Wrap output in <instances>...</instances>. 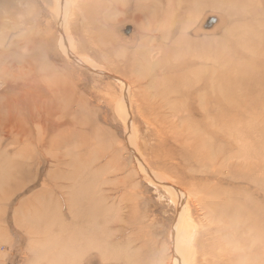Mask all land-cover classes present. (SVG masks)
I'll list each match as a JSON object with an SVG mask.
<instances>
[{
	"label": "rangeland",
	"instance_id": "374dc122",
	"mask_svg": "<svg viewBox=\"0 0 264 264\" xmlns=\"http://www.w3.org/2000/svg\"><path fill=\"white\" fill-rule=\"evenodd\" d=\"M66 2L62 29L53 0L0 7L74 91H36L0 30V264H178L180 226L191 264H264V0Z\"/></svg>",
	"mask_w": 264,
	"mask_h": 264
},
{
	"label": "bare ground",
	"instance_id": "6f19581e",
	"mask_svg": "<svg viewBox=\"0 0 264 264\" xmlns=\"http://www.w3.org/2000/svg\"><path fill=\"white\" fill-rule=\"evenodd\" d=\"M11 1L12 0H10L9 2L8 1H0V7H1V9L2 10H4L5 11V9H6V7L7 8H10V7H12V4H11ZM67 1V0H66ZM78 1V0H77ZM88 1V0H87ZM171 1V0H170ZM71 3V2H70ZM177 4H178V2H176ZM67 2L65 3V0H53V6L51 7V8H53V13H54V15H57V17H58V19H59V22L61 23V25H60V29H62L61 28V26H64V21H66L65 19H67L66 18V16H67V14H68V11H70V9H69V7L67 6ZM77 4V3H76ZM79 5V4H78ZM94 6V5H93ZM103 6H104V4H103ZM71 7H72V5H71ZM95 7H96V5H95ZM76 8H77V6H76ZM79 8V7H78ZM106 7H104V9H105ZM82 9V8H81ZM81 9H80V12H81ZM95 9V8H94ZM88 10V9H87ZM93 10V9H92ZM91 10V11H92ZM8 12V9H7V11H6V14L8 15L9 13H7ZM79 12V13H80ZM86 12V11H85ZM96 12V11H95ZM30 13V12H29ZM69 13H71V11L69 12ZM3 14V13H2ZM78 14V13H77ZM85 14V13H84ZM95 14V13H94ZM97 14V13H96ZM4 15H5V13H4ZM6 15V16H7ZM24 15V14H23ZM70 15V14H69ZM0 16H1V12H0ZM10 16V15H9ZM9 16H7V18H9ZM78 16V15H77ZM76 16V17H77ZM31 17V16H30ZM71 17V16H70ZM84 17H85V15H84ZM2 18H3V15H2ZM86 18H88L87 16H86ZM94 18H97V17H95V15H94ZM1 19V18H0ZM80 19V18H79ZM163 19V18H162ZM35 20V19H34ZM33 20V21H34ZM92 20V19H91ZM4 21V20H3ZM70 21V20H69ZM87 21V20H86ZM165 21V20H164ZM16 23L14 24V30H16L17 31V33H9L8 32V29L6 28V26H8V24H5V25H2L1 26V28H0V30H1V33H2V39H3V41H7V42H9V44L11 43V44H13L14 43V45H10L11 47H14L15 46V43L17 44V46L16 47H20V48H22V49H25L26 50V53H18V52H15V55L19 58V59H23L27 64H26V67H27V70H28V72H29V74L31 75L30 76V78L28 79L29 80V82L31 83V85L33 84V86H35V88H36V91H40V89H43V87H42V85H41V83L42 82H40V81H42V80H44L45 78H48L47 79V81H48V84L51 86L49 89H50V91H51V93H74V91L73 90H68V91H65V89H64V87L61 85V84H57V81H58V79H59V77H60V75H59V71H56L52 66H50V65H48L47 64V62L45 61V62H42V63H38L37 62V60L38 59H40V56H41V52H45L46 50H50V46H51V41L50 40H46V39H43L42 38V36H41V34L40 33H38V34H36V36L35 35H33V36H31V28H30V26H31V24L33 23L32 21H31V18L29 19V18H27V16L26 17H24L21 21H20V23L18 24V22L19 21H15ZM67 22V21H66ZM74 22H76V21H74ZM88 22H90V21H88ZM7 23V22H6ZM21 23H22V25H21ZM86 24H87V22H85ZM36 24V23H35ZM38 24V23H37ZM51 24V23H50ZM49 24V25H50ZM74 24V23H73ZM78 24V23H77ZM81 24V23H80ZM84 24V23H83ZM40 25V24H39ZM66 25V24H65ZM58 26H59V24H58ZM82 26V25H81ZM94 26V25H93ZM162 27V26H161ZM79 28V27H78ZM98 28H100V27H98ZM98 28H96V29H98ZM175 28V27H174ZM174 28H172V29H174ZM39 29V28H38ZM59 29V30H60ZM93 29H95V27L93 28ZM101 29V28H100ZM187 29V28H186ZM185 29V30H186ZM91 30V29H90ZM122 30V29H121ZM61 31V30H60ZM59 31V32H60ZM98 31V30H97ZM41 32V31H40ZM63 32H65V31H63ZM94 32H95V30H94ZM93 32V33H94ZM99 32V31H98ZM118 32V31H117ZM133 32V31H132ZM176 32H177V30H176ZM184 32V31H183ZM183 32H181L183 35H184V33ZM186 32V31H185ZM247 32V31H246ZM75 33H76V30H75ZM172 33V32H171ZM44 34V33H43ZM64 34V33H63ZM63 34H61V36L60 37H63L64 35ZM66 34H68V33H66ZM71 34V33H70ZM180 34V33H179ZM185 34H187V33H185ZM75 35V34H74ZM82 35V34H81ZM181 35V34H180ZM69 36V35H68ZM89 36V35H88ZM123 36V35H122ZM134 36V35H133ZM132 36V37H133ZM155 36H157V35H155ZM72 37V36H71ZM129 37V36H128ZM46 38V37H45ZM69 38V37H68ZM78 38V37H77ZM124 38V37H123ZM131 38V37H130ZM103 39V38H102ZM69 40H71V39H69ZM75 40V39H74ZM82 40V39H81ZM101 40V39H100ZM127 40V39H126ZM155 40H156V38H155ZM55 41V40H54ZM57 41V40H56ZM62 41H64L63 42V44H64V46H65V48H63V50H64V52L66 53V55H68V57L72 60L75 56H74V54L73 53H71L69 50H68V48L66 47V42H65V39L63 38L62 39ZM113 40H111V42H112ZM77 42H79V41H77ZM105 42V41H104ZM158 42V41H157ZM178 42V41H177ZM69 43V42H68ZM70 43H72V42H70ZM83 43V42H82ZM114 43V42H113ZM62 44V43H61ZM80 44V43H79ZM8 45V44H7ZM73 45V44H72ZM72 45H71V47H72ZM5 47V46H4ZM3 47V48H4ZM7 47V46H6ZM70 47V46H69ZM88 47V46H87ZM86 47V48H87ZM61 48V47H60ZM59 48V49H60ZM11 49V48H10ZM43 49H45L44 51H43ZM57 49V48H56ZM110 49V48H109ZM7 50V49H6ZM5 50V51H6ZM83 50V49H82ZM127 50V49H126ZM56 51H58V50H56ZM60 51V50H59ZM62 51V50H61ZM107 51V50H106ZM109 51V50H108ZM111 51V50H110ZM227 51V50H226ZM47 52V51H46ZM137 52V51H136ZM140 52V51H139ZM5 54H7V53H5ZM227 54H229V53H227ZM47 55H48V53H47ZM131 55V54H130ZM140 55V54H139ZM5 56V55H4ZM127 56V55H126ZM125 56V57H126ZM140 56H142V55H140ZM139 56V57H140ZM169 56V55H168ZM173 56V55H172ZM1 57V56H0ZM2 57H3V55H2ZM2 57H1V59H2ZM7 57V56H6ZM188 57V55L186 56V58ZM47 58H48V56H47ZM142 58V57H141ZM174 58H176V57H174ZM177 59V58H176ZM51 60V59H50ZM141 60V59H140ZM188 60V59H187ZM174 61V60H173ZM140 63H141V61H139ZM177 62V61H176ZM183 62V61H182ZM185 62V61H184ZM180 63V62H179ZM178 63V64H179ZM188 63V62H187ZM165 64H167V63H165ZM52 65H53V63H52ZM140 65V64H139ZM142 65V64H141ZM181 65V64H180ZM17 66V65H16ZM164 66H166V65H164ZM169 66V65H168ZM183 66V65H182ZM131 67H132V64H131ZM188 67V66H187ZM186 67V68H187ZM14 68H16V67H14ZM18 68V67H17ZM130 68V67H129ZM185 67H183V69H184ZM182 69V68H181ZM5 69H3V71H4ZM7 70V69H6ZM156 70H158V69H156ZM169 70V69H168ZM142 71H143V69H142ZM151 72H152V70H150ZM249 71H250V68H249ZM8 72V71H7ZM130 70H129V74H130ZM157 72V71H156ZM170 72V71H169ZM254 72V71H253ZM153 73V72H152ZM1 74V73H0ZM27 74V73H26ZM154 74V73H153ZM249 74H250V72H249ZM16 75V74H15ZM143 75V74H142ZM254 75V74H253ZM264 75V74H263ZM7 76V75H6ZM18 77V76H17ZM263 77V76H262ZM210 78V77H209ZM216 78V77H215ZM13 79V78H12ZM135 79V78H134ZM261 79H264V78H261ZM11 80V79H10ZM14 81H15V79H14ZM24 81V80H23ZM46 81V82H47ZM261 81V80H260ZM264 81V80H263ZM12 82H13V80H12ZM20 82V81H19ZM40 82V83H39ZM45 82V81H44ZM159 82V81H158ZM14 83V82H13ZM18 83V82H17ZM26 83V82H25ZM34 83H35V85H34ZM37 83V84H36ZM39 83V84H38ZM53 83H56V85L55 84H53ZM261 83H264V82H262L261 81ZM9 84V83H8ZM21 84V83H20ZM23 84H24V82H23ZM46 84V83H45ZM166 84V83H165ZM164 84V85H165ZM10 85V84H9ZM168 85V84H167ZM252 85V84H251ZM10 86H12V85H10ZM9 86V87H10ZM27 86L29 87V85L27 84ZM44 86V85H43ZM15 87V86H14ZM162 87V86H161ZM166 87V86H165ZM215 87H216V85H215ZM24 88V87H23ZM160 88V87H159ZM33 89V88H32ZM45 89V88H44ZM169 89V88H168ZM168 89H166V90H168ZM216 89V88H215ZM26 90V89H25ZM35 90V89H34ZM47 90H48V88H47ZM170 90V89H169ZM173 90H175V89H173ZM176 90H178V89H176ZM180 90V89H179ZM209 90V89H208ZM208 90H206L207 92H206V94L207 93H209V91ZM217 90V89H216ZM15 91V90H14ZM213 91H214V89H213ZM49 92V91H48ZM166 92V91H165ZM164 92V93H165ZM182 92V91H181ZM184 92V91H183ZM216 92V91H215ZM9 93V92H8ZM27 93H34L33 91H28ZM42 93H44L43 91H42ZM149 93H151V92H149ZM217 93V92H216ZM255 93H256V91H255ZM163 94V93H162ZM218 95V94H217ZM168 97H169V95H167ZM182 96V95H181ZM207 96V95H206ZM210 96V95H209ZM213 96H214V93H213ZM213 96H212V98L211 99H214L213 98ZM164 98V95L162 96L161 95V98ZM160 98V99H161ZM162 98V99H163ZM175 98V97H174ZM184 98H186V97H184ZM188 98V97H187ZM231 98V97H230ZM233 98V97H232ZM171 99V98H170ZM169 99V100H170ZM221 99V98H220ZM32 100H33V98L31 99V102H32ZM155 100V99H154ZM125 101V100H124ZM160 101V100H159ZM219 101V100H218ZM152 102H153V98H152ZM176 102V101H175ZM211 102H213L214 103V101H211ZM218 103V102H217ZM221 104H222V102H220ZM219 103V104H220ZM126 104V103H125ZM156 104V103H155ZM216 104V103H215ZM159 105H161V104H159ZM155 106H157V105H155ZM144 107H146V106H144ZM27 107H25L24 109H26ZM52 109L53 108H51L50 106L49 107H46L45 109H44V111H45V114H47V115H51V112H52ZM124 109V108H123ZM146 111V110H145ZM156 111V110H155ZM121 112V111H120ZM151 113H152V111H150ZM149 112V113H150ZM148 113V114H149ZM147 114V115H148ZM170 114V113H169ZM153 115V114H152ZM145 117H146V114H145ZM152 117V116H151ZM154 118V117H153ZM157 118V117H156ZM46 119V118H45ZM163 119H165L164 117H163ZM211 119V118H210ZM151 120V119H150ZM153 120V119H152ZM151 120V121H152ZM213 120V119H212ZM165 121V120H164ZM232 121V120H231ZM156 122H157V120H156ZM130 123H131V120H129V118L127 119V127L128 128H130L131 127V125H130ZM152 123H154L153 121H152ZM166 123V122H165ZM214 123V122H213ZM232 123H233V121H232ZM159 124V123H158ZM160 124H162V122L160 123ZM153 126V125H152ZM165 126V125H164ZM206 126V125H205ZM214 126V125H213ZM167 127V126H166ZM169 127V126H168ZM207 131H209V129L207 128ZM169 132H170V130H169ZM215 132V129H214V131H213V133H211V135L213 136V134H215L214 133ZM47 134V133H46ZM170 134V133H169ZM208 134V133H207ZM231 134V133H230ZM135 135V134H134ZM158 135H159V133H158ZM209 135H210V133H209ZM218 135V134H217ZM216 135V136H217ZM168 136V135H167ZM170 136V135H169ZM174 136V135H173ZM219 136V135H218ZM258 136V135H257ZM172 137V136H171ZM179 137H180V135H179ZM230 137V136H229ZM132 138V137H131ZM135 138V137H134ZM173 138H175V136L173 137ZM172 138V139H173ZM214 138H216L215 136H214ZM218 138V137H217ZM183 139V138H182ZM184 139H185V137H184ZM233 139H234V137H233ZM180 140V139H179ZM232 140V139H231ZM181 141V140H180ZM184 141V140H183ZM144 142V141H143ZM173 142V141H172ZM171 142V143H172ZM193 142V141H192ZM191 142V143H192ZM170 143V142H169ZM176 143H178V141L176 142ZM191 143H190V145H191ZM215 143V142H214ZM161 144V143H160ZM183 144V143H182ZM136 145V144H135ZM163 145V144H162ZM175 145V144H174ZM195 145V144H194ZM232 145H234V144H232ZM187 146H189V144L187 145ZM235 146V145H234ZM228 147V146H227ZM188 148V147H187ZM236 148V147H235ZM263 148V147H262ZM138 150V149H137ZM180 151H181V149H180ZM183 151V150H182ZM190 151H192V150H190ZM189 151V152H190ZM225 151H226V149H225ZM225 151H224V153H225ZM228 151V150H227ZM179 152V151H178ZM194 152V151H193ZM231 152V151H230ZM135 153H136V151H135ZM138 153V152H137ZM161 153H162V151H161ZM180 153V152H179ZM247 153V152H246ZM226 154H229V153H227L226 152ZM223 155V154H222ZM138 157L140 156L139 154L137 155ZM206 156V155H205ZM226 156V155H225ZM221 157V156H220ZM264 157V156H263ZM200 159V158H199ZM219 159V158H218ZM244 159V158H243ZM263 159V158H262ZM222 160V159H221ZM250 160V159H249ZM264 160V159H263ZM194 161H195V159H194ZM196 162V161H195ZM261 163V162H260ZM182 164V163H181ZM193 166H195V165H193ZM213 166V165H212ZM217 167V166H216ZM188 168V167H187ZM186 168V169H187ZM249 168V167H248ZM248 168H246V169H248ZM251 168V167H250ZM253 168H256V166L255 167H253ZM238 169H240V168H237L236 170L238 171ZM245 169V170H246ZM235 170V169H234ZM233 170V171H234ZM235 170V171H236ZM213 172V171H212ZM239 172V171H238ZM242 173L244 172V171H241ZM240 172V173H241ZM247 172V171H246ZM186 173V172H185ZM247 175V174H246ZM245 175V176H246ZM200 177V176H199ZM202 177H205V176H202ZM206 177H208V176H206ZM256 178H258V176H255ZM210 178V177H209ZM212 178V177H211ZM218 178H220V177H218ZM156 179V178H155ZM161 180V179H160ZM163 181V180H162ZM220 181V180H219ZM218 181V182H219ZM213 183V182H212ZM207 185V184H206ZM214 185H216V184H214ZM213 185V186H214ZM164 186V185H163ZM165 187V186H164ZM202 187V186H201ZM217 187V186H216ZM169 190H170V192H169V194L172 196V199L174 200V201H176V203L178 204V208L179 207H181V205L183 204V200H184V195L183 194H181V193H179L178 191H177V189H172L173 187H167ZM166 189V188H165ZM211 189V188H210ZM169 190H167V191H169ZM263 193V192H262ZM79 196V195H78ZM242 198V197H241ZM221 199H223V198H221ZM225 200V199H224ZM242 200V199H241ZM185 202V201H184ZM222 202V201H221ZM227 203V202H226ZM225 205V204H224ZM78 207V206H77ZM185 209V208H184ZM181 210H183V208L181 209ZM179 211V210H178ZM186 211V210H185ZM186 214V213H185ZM183 216H184V213H180V218H182L181 220H183ZM90 219V218H89ZM88 219V220H89ZM180 220V221H181ZM179 221V222H180ZM225 221V220H224ZM227 221V220H226ZM183 222V221H182ZM228 222V221H227ZM226 222V223H227ZM257 225V224H256ZM255 225V226H256ZM260 225V224H259ZM264 226V225H263ZM182 226H180L179 228H178V230H177V228H176V230L174 231V235H176L177 233H179L180 235H182V237H183V239H185V241L182 243V244H179L178 242H177V237H178V235H177V237H174L175 239H174V242H175V252H176V259H177V262H178V264H191L190 263V244H191V239H192V237H193V235H194V233H192V229H188V230H186V229H184L185 231H183L182 229H180ZM260 227V226H259ZM91 229V228H90ZM263 229V228H262ZM181 230L183 231L182 233H181ZM256 230H257V228H256ZM229 232V231H228ZM231 232V231H230ZM256 233V232H255ZM257 233H259V232H257ZM226 234H228V233H226ZM231 235H233V233H231ZM258 235V234H257ZM214 239V238H213ZM221 239V238H220ZM261 239V238H260ZM259 239V240H260ZM235 240V239H234ZM257 240V239H256ZM183 241V240H182ZM224 240H222L220 243H222ZM213 242H214V240H213ZM216 242V241H215ZM260 242H261V240H260ZM213 244V243H212ZM216 244V243H215ZM223 244V243H222ZM224 245V244H223ZM214 246V245H213ZM256 246V245H255ZM254 248V247H253ZM226 249L227 248H225V251H226ZM230 249V248H229ZM197 250V249H196ZM224 250V249H223ZM264 250V249H263ZM194 251V250H193ZM232 251V250H231ZM221 252V251H220ZM235 252V251H234ZM233 252V253H234ZM261 252V251H260ZM264 252V251H263ZM262 252V253H263ZM194 253H197V252H194ZM243 253V252H242ZM247 253H249L248 251H247ZM238 254V253H237ZM240 254V253H239ZM244 254V253H243ZM242 254V255H243ZM246 254V253H245ZM244 254V255H245ZM195 255V254H194ZM250 255V254H249ZM259 255V254H258ZM191 256H193V255H191ZM251 256V255H250ZM240 257V256H239ZM238 257V258H239ZM242 257V256H241ZM241 257H240V259H241ZM263 258V257H262ZM261 258V259H262ZM246 259V258H245ZM193 260V259H192ZM215 260V259H214ZM263 260V259H262ZM248 261V260H247ZM246 261V262H247ZM261 261V260H260ZM264 261V260H263ZM191 262H193V261H191ZM214 262V261H213ZM232 262H233V260H232ZM233 263H236V262H233ZM226 264V263H225ZM229 264H231V263H229ZM244 264V263H243ZM259 264V263H258Z\"/></svg>",
	"mask_w": 264,
	"mask_h": 264
}]
</instances>
